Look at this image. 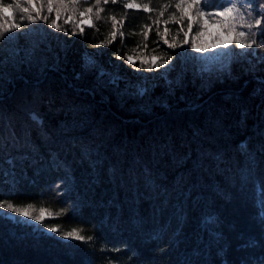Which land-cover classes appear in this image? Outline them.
I'll list each match as a JSON object with an SVG mask.
<instances>
[{
	"label": "trees",
	"instance_id": "trees-1",
	"mask_svg": "<svg viewBox=\"0 0 264 264\" xmlns=\"http://www.w3.org/2000/svg\"><path fill=\"white\" fill-rule=\"evenodd\" d=\"M128 1L152 11L80 0L57 20L36 0L0 38V202L44 209L37 226L0 218V264H264V0H232L262 20L258 44L207 89L178 0ZM89 6L81 34L63 15ZM76 227L92 239L61 235Z\"/></svg>",
	"mask_w": 264,
	"mask_h": 264
},
{
	"label": "snow or ice",
	"instance_id": "snow-or-ice-1",
	"mask_svg": "<svg viewBox=\"0 0 264 264\" xmlns=\"http://www.w3.org/2000/svg\"><path fill=\"white\" fill-rule=\"evenodd\" d=\"M109 2V0H103L104 4H107ZM112 3H117V0H111ZM120 2L122 3L123 8L126 9H132V8H136V9H140L142 8L143 11L145 12H151L152 9L149 8V6L147 4L144 5H140L137 4L135 2H127V0H120ZM59 3V5L61 7L67 8L69 4L72 5L73 10H75V7L79 5L80 0H48L47 2V8H48V12L51 13L54 10L56 11V19L58 20L60 17V11L59 9H54V4ZM96 5H100L101 0H95ZM228 3L232 4L231 7L227 6V4L224 5H219V7L223 8V11L218 12V13H210V12H206L205 9L208 7H215L216 5H211L209 4L208 0H204V2L202 3L201 0H178V2L174 5V7L177 10H180L181 12V19L184 18V16H187V18L189 19L190 23L188 24V29L189 31H191L192 29V19H193V15L189 13V10L193 9L195 7V16L203 19L205 16H210L212 18H215L217 16H225L228 19V21L223 22L225 23V26L228 27L229 30V35H233L235 34L238 39L235 40L236 45L243 49L245 47H253L254 45H257L258 42L255 38H252L250 41L246 42L244 38L248 37L250 35V30L253 28H257L259 29L262 20L261 19H255L254 16H246V14L242 11H240L241 8H243L245 5L244 3H240V4H236L233 3L232 0H228ZM27 7H21L19 4H17L15 6V8H19V10L22 13L27 14V18L30 21L35 22L36 17H33L30 13L32 11L36 12L37 16L40 15V10L43 7V5L40 6V8H37L36 6V0H27ZM170 7V5L168 4H164L162 6L163 9H166ZM10 10H15L14 6L12 4H8L6 6L4 5H0V15L2 14H6L8 13ZM105 9L103 7H99L98 11H97V19H100V13L103 12ZM93 12V7L89 6L86 7L84 9V11H81L79 13L80 17H84L88 14H91ZM254 15H260L262 17H264V13H255V10H253ZM126 15V14H125ZM160 16L164 15V11L161 10L159 12ZM43 18V17H41ZM5 20H12L13 22L9 25H7L6 27L4 26H0V38L4 37V34L7 31H12L14 29L18 30L21 27L20 23H16L15 22V17L14 16H5L4 17ZM109 19L112 21L113 24V29H115V25H116V18L115 16H110ZM170 19L174 20L175 22L179 23V20L176 19V13L173 12L170 14ZM71 21V16H69L66 19V23ZM156 23H159V20L157 19ZM79 24H86L90 27H94L93 22L91 20V17L89 16L88 19H83L81 20L78 24L77 27L79 28V31L81 34H83V27H80ZM204 25H207V20H204ZM239 27H246L247 29H249V32L246 33L244 31H236V26ZM51 27L56 28L57 30H62L60 29V26L56 23V21H53L51 24ZM145 28H147V25H145ZM150 30V29H149ZM165 33H167L168 29L165 28ZM203 31H199L197 32V35H203ZM116 35V32L113 30L111 32V36L114 38ZM121 35H123L121 33ZM187 35V33L185 34ZM262 35H264V33H262ZM163 38V37H162ZM165 43H168V41L165 39L164 40ZM185 43H187V40H185ZM260 44H264V39H262L260 42ZM169 47H173V44H169ZM228 45L225 44V47H227ZM192 47H195L197 51H204L203 48L198 47L197 45L193 44ZM128 61L130 63L135 64V61L133 59L132 56L127 57ZM157 58L153 57V62H155ZM32 205H28V208H31ZM0 209H7L13 213H17L20 216H25V217H29L31 220H35L38 223H43L44 220V209H40L39 214H31L29 211L25 210L23 207H18L12 203H3L0 202ZM46 227L49 228L50 231L52 232H59L60 228L58 226H48L46 225ZM81 231L82 229H80L79 227L76 228H71L69 230L63 231L61 232V235H63V237L65 239H75V240H79V241H89L92 239L91 236H85V235H81Z\"/></svg>",
	"mask_w": 264,
	"mask_h": 264
},
{
	"label": "rangeland",
	"instance_id": "rangeland-1",
	"mask_svg": "<svg viewBox=\"0 0 264 264\" xmlns=\"http://www.w3.org/2000/svg\"><path fill=\"white\" fill-rule=\"evenodd\" d=\"M82 1H90V0H82ZM23 4L27 6V0H22ZM127 2H135V1H128ZM203 3L204 0H201ZM209 4H211V0H208ZM19 1H15V3L12 2H4V0H0V5H8L12 4L14 6V11L10 10L8 13L3 14L4 16H14L17 8L15 6L19 4ZM137 3V2H135ZM139 4V3H137ZM141 5V4H140ZM231 7L232 5H227ZM135 10H143L142 8ZM19 10V9H18ZM84 11V10H83ZM206 12L210 13H218L223 11V8L217 7L215 9H212L211 7L205 9ZM189 13L193 15V19L191 23H193L191 31L188 32V39L187 43L185 44V50L189 54L191 53L197 60H201L204 62L203 65H205L204 69H202L200 72V75L203 81V89H207V85L210 86L213 83H216L217 81L224 79L228 76V73L230 74V65L235 60L236 56L242 57V55L245 53L246 48H239L236 43L232 40V35L230 36L228 33V27L225 26V23L228 21L229 18L225 16H217L215 18H212L210 16H205L203 19H200L196 17L195 14V7L191 10H189ZM65 17V14L63 15ZM71 16V15H70ZM89 16L91 17V20L93 21L92 15L88 14L84 17H80V15L71 21H74L75 23H79L83 19H88ZM181 17V14L176 13V18ZM184 18H187V16H184ZM188 19V18H187ZM172 21V19H169ZM189 20V19H188ZM204 20H207V25H204ZM9 23H12V20H7ZM80 27H87L86 24H79ZM203 31V35H197V32ZM195 44L200 48H203L204 51H197L195 47H192V45ZM225 44L228 46L225 47ZM235 54V55H234ZM157 59L155 60V62ZM6 65V64H4ZM9 65H12L9 63ZM209 67V68H208ZM7 70L11 69L10 66L7 65ZM108 76V83L112 84L114 83L117 85V81L120 82V77L116 74L105 72ZM250 73L256 74V71L250 70ZM144 88L141 89V93H144ZM25 210L29 211L31 214H37L33 212V210L29 208H24ZM0 218L9 219L13 221L14 223H24L26 225H33L37 226L39 223L35 220H31L29 217L20 216L17 213H13L7 209H0ZM49 234H52L50 231H46Z\"/></svg>",
	"mask_w": 264,
	"mask_h": 264
}]
</instances>
